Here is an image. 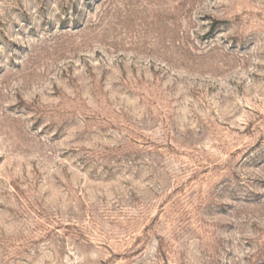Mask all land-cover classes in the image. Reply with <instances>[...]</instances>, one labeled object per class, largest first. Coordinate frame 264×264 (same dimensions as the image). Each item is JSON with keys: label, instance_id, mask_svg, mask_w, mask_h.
Instances as JSON below:
<instances>
[{"label": "rangeland", "instance_id": "374dc122", "mask_svg": "<svg viewBox=\"0 0 264 264\" xmlns=\"http://www.w3.org/2000/svg\"><path fill=\"white\" fill-rule=\"evenodd\" d=\"M0 264H264V0H0Z\"/></svg>", "mask_w": 264, "mask_h": 264}]
</instances>
